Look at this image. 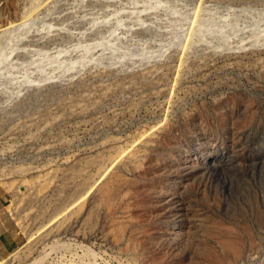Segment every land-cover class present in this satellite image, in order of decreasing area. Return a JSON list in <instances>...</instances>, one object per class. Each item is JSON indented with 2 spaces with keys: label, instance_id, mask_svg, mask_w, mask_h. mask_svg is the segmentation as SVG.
<instances>
[{
  "label": "rangeland",
  "instance_id": "374dc122",
  "mask_svg": "<svg viewBox=\"0 0 264 264\" xmlns=\"http://www.w3.org/2000/svg\"><path fill=\"white\" fill-rule=\"evenodd\" d=\"M25 257L264 264V0H0V264Z\"/></svg>",
  "mask_w": 264,
  "mask_h": 264
},
{
  "label": "bare ground",
  "instance_id": "6f19581e",
  "mask_svg": "<svg viewBox=\"0 0 264 264\" xmlns=\"http://www.w3.org/2000/svg\"><path fill=\"white\" fill-rule=\"evenodd\" d=\"M162 49V48H161ZM32 260V259H31ZM28 257H25L22 261L24 264H27L29 261H31ZM41 260V259H40ZM19 262H15L14 264H18ZM36 263V262H35Z\"/></svg>",
  "mask_w": 264,
  "mask_h": 264
}]
</instances>
